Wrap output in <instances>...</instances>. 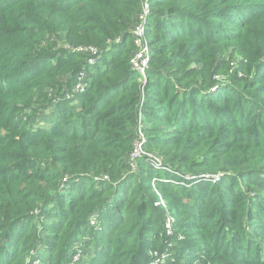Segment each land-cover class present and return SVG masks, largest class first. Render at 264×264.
<instances>
[{"label": "trees", "instance_id": "trees-1", "mask_svg": "<svg viewBox=\"0 0 264 264\" xmlns=\"http://www.w3.org/2000/svg\"><path fill=\"white\" fill-rule=\"evenodd\" d=\"M145 1L0 0V264L37 262L39 245L26 262L34 239L46 264H67L87 234V264H147L166 251L175 264H264L247 239L264 231V0H148L143 87L129 62ZM79 48L97 50L94 67ZM237 56L247 64L227 75ZM82 71L86 89L72 93ZM143 94V148L177 173H221L222 183L186 189L171 171L154 188L159 172L143 179L140 161L130 175ZM201 143L207 162L196 160ZM186 153L181 167L175 155ZM160 196L173 228L196 232L170 249Z\"/></svg>", "mask_w": 264, "mask_h": 264}, {"label": "rangeland", "instance_id": "rangeland-1", "mask_svg": "<svg viewBox=\"0 0 264 264\" xmlns=\"http://www.w3.org/2000/svg\"><path fill=\"white\" fill-rule=\"evenodd\" d=\"M147 25L148 24L146 23V27H147ZM148 41H149V38H148ZM149 43H150V41H149ZM246 64H247L246 61L242 60V58H240L238 56L234 57L233 59L230 60V63L228 65L227 75L233 74V72L238 71L240 69V67H242L243 65H246ZM225 70H226V66H225ZM238 75L242 76L243 74L241 73V71H239ZM238 78H242V77H238ZM213 79H216L215 81L218 83V85L216 87H214L215 89L216 88L218 89V87L221 88L223 86H226V84L228 83V77H226V76L225 77H216V78L213 77ZM139 82L143 87L146 86L148 83L147 78L143 79L141 77L139 78ZM81 85H83L82 82L80 83L79 86H81ZM143 93H145V90ZM211 93H217V91L214 92V90H213ZM144 98H148L146 94H143V97L140 99L141 107H142V115L141 114L139 115V130L137 131V136H138L137 143H139V144H137L135 147L136 148L135 154H134L135 155V161L131 162V164H132L131 169L133 171L130 175H132V174L137 175V173L139 171L138 161H140V162H143L145 165H147L146 172L144 174L143 179L148 177V175L146 173L150 170H154V171L159 172V175L152 179V185L154 188L156 187V183H157L156 181H158V182L162 181V177H161L160 173L161 172H171V171L174 172L175 175H177L181 179L180 184H182L184 186V188H186V189L192 187V185H194L195 183H197L199 181H204V182H207L208 184H211V185H213L214 183H217V184L222 183L226 176L221 174V173H215V174L205 173V174H201L199 176L198 175H185L184 173H182L180 171H178L179 173H177L176 172L177 170H173V169L168 168L166 166L165 161H164L162 156H160L159 154H156V153H151V152H149L143 148V145L146 144L147 140H148V136L142 132V129L145 128V117L143 114V109L149 103V98H148V101L144 100ZM65 99L73 101L74 98L71 95L66 94ZM45 117L48 118L49 117L48 114ZM201 145H202V152H201L199 158H197L196 160H201V161L207 162V159L204 158V156H203V153L205 151V150H203V146L205 145V143H201ZM193 147L194 146L190 147L189 150L193 149ZM245 152H246V150H245ZM205 153L211 154L212 153L211 149L209 148L208 150L205 151ZM258 153L261 154V160H264V151L262 149H259ZM186 159H188L187 153L175 155L174 161L178 160L179 165L181 167H184ZM193 160L195 161V158H193ZM260 165H262V163ZM100 181H102V180H100ZM193 181H197V182H193ZM172 183L174 184L175 181ZM182 185H180V186H182ZM156 193H157V190H156ZM250 195L252 197H254V196H257V193L251 192ZM155 207L160 209L165 215V221H166L165 232L159 237V239H160V241H162V239H164V238L167 239V244L169 246V249L174 248V246L177 243H181L183 241V239H188V238L191 239L194 236V234L196 232L191 231L189 229H186L184 231H179V230L173 228L172 210H171L170 206L168 205V203L165 200H163L161 196H160V201L155 204ZM89 224L93 229H95L93 231H97V228L99 226L97 216L91 217L89 220ZM42 231L43 230H42V226H41L39 228L40 235H41ZM247 239H249V240L251 239L252 242H255L262 249L261 255H262V258H264V231H259L256 234L249 236ZM92 242H94L93 237L88 236V234L85 235L79 243L75 244L69 250V252H68L69 261L67 264H87L91 260V258L95 256V250L96 249H93L94 246H93ZM26 244L31 247L30 254L28 256H26V262L28 261L30 263V258L35 256L36 251H37L36 249L39 245L41 254H40V256L38 255V257L40 259H37V262H36V259L34 258V260L31 263H34V264H40V263L46 264L47 263L48 255H47V258H46V253L43 255V253L45 252V249L42 246V242L34 239V240L27 241ZM200 258L197 260H194L192 262V264H211L210 262L205 261L204 257H203L204 261H202V259H200ZM176 261H177L176 257L170 251H166L162 254H160L158 252L157 253L154 252L151 255V259L149 260V262L147 264H163V263L175 264Z\"/></svg>", "mask_w": 264, "mask_h": 264}, {"label": "built area", "instance_id": "built-area-1", "mask_svg": "<svg viewBox=\"0 0 264 264\" xmlns=\"http://www.w3.org/2000/svg\"><path fill=\"white\" fill-rule=\"evenodd\" d=\"M149 13H150V7L148 4V0H146L141 7L140 14L137 18V23L131 31L135 45V51L130 59L129 65L130 68L143 79L146 78V72L149 68V62L151 56L150 43L146 35V23ZM115 43L120 44L121 40H117ZM76 52L86 53L87 55H89V60L87 61L88 62L87 65L89 67H94L96 65L97 62L95 60V57L97 56L98 53L97 50L93 48H89V49L79 48L77 50L72 51V53H76ZM85 77H86V72L82 71L78 76L77 85L73 88L72 93L84 92V90L86 89ZM81 82L83 83V85L79 86Z\"/></svg>", "mask_w": 264, "mask_h": 264}]
</instances>
